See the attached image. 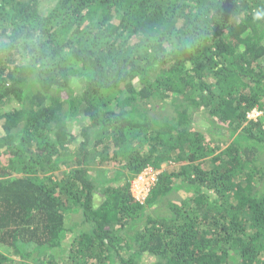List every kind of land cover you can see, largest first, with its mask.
Here are the masks:
<instances>
[{
  "label": "trees",
  "instance_id": "obj_1",
  "mask_svg": "<svg viewBox=\"0 0 264 264\" xmlns=\"http://www.w3.org/2000/svg\"><path fill=\"white\" fill-rule=\"evenodd\" d=\"M254 109L264 0H0V264H264Z\"/></svg>",
  "mask_w": 264,
  "mask_h": 264
},
{
  "label": "rangeland",
  "instance_id": "obj_2",
  "mask_svg": "<svg viewBox=\"0 0 264 264\" xmlns=\"http://www.w3.org/2000/svg\"><path fill=\"white\" fill-rule=\"evenodd\" d=\"M262 118L264 119V116ZM170 168H172V166L168 167L164 165V167L161 170L163 171L165 169H170ZM158 173H160V171H155L153 170V168L144 170L142 173L139 174V176L136 179L133 180L131 184V192L134 193V195L137 198L146 197V194L149 192L151 186H153V184L156 182ZM150 258L152 257L149 256L148 259L149 261ZM19 262L20 259H17V263Z\"/></svg>",
  "mask_w": 264,
  "mask_h": 264
},
{
  "label": "built area",
  "instance_id": "obj_3",
  "mask_svg": "<svg viewBox=\"0 0 264 264\" xmlns=\"http://www.w3.org/2000/svg\"><path fill=\"white\" fill-rule=\"evenodd\" d=\"M264 116L263 112H261L260 110L258 109H254L249 115H248V118L249 119H253V120H258L260 118H262ZM150 191V190H149ZM148 194V193H147ZM146 194V195H147ZM145 198V197H144ZM143 198V199H144Z\"/></svg>",
  "mask_w": 264,
  "mask_h": 264
}]
</instances>
